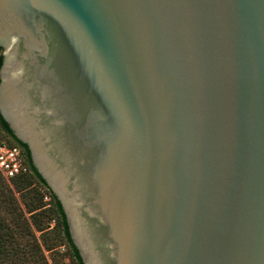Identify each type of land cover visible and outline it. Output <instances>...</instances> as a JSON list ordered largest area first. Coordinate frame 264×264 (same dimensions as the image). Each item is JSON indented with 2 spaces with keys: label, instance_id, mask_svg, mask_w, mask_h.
<instances>
[{
  "label": "water",
  "instance_id": "1",
  "mask_svg": "<svg viewBox=\"0 0 264 264\" xmlns=\"http://www.w3.org/2000/svg\"><path fill=\"white\" fill-rule=\"evenodd\" d=\"M0 49L83 264H264V0H0Z\"/></svg>",
  "mask_w": 264,
  "mask_h": 264
},
{
  "label": "trees",
  "instance_id": "2",
  "mask_svg": "<svg viewBox=\"0 0 264 264\" xmlns=\"http://www.w3.org/2000/svg\"><path fill=\"white\" fill-rule=\"evenodd\" d=\"M1 140L22 148L29 170L10 178L0 172V264H83L60 201L0 114Z\"/></svg>",
  "mask_w": 264,
  "mask_h": 264
},
{
  "label": "built area",
  "instance_id": "3",
  "mask_svg": "<svg viewBox=\"0 0 264 264\" xmlns=\"http://www.w3.org/2000/svg\"><path fill=\"white\" fill-rule=\"evenodd\" d=\"M29 170L25 163L24 153L18 145H10L5 140L0 141V172L10 178Z\"/></svg>",
  "mask_w": 264,
  "mask_h": 264
},
{
  "label": "flooded vegetation",
  "instance_id": "4",
  "mask_svg": "<svg viewBox=\"0 0 264 264\" xmlns=\"http://www.w3.org/2000/svg\"><path fill=\"white\" fill-rule=\"evenodd\" d=\"M2 49H0V53H1Z\"/></svg>",
  "mask_w": 264,
  "mask_h": 264
},
{
  "label": "rangeland",
  "instance_id": "5",
  "mask_svg": "<svg viewBox=\"0 0 264 264\" xmlns=\"http://www.w3.org/2000/svg\"><path fill=\"white\" fill-rule=\"evenodd\" d=\"M48 199V198H47Z\"/></svg>",
  "mask_w": 264,
  "mask_h": 264
}]
</instances>
